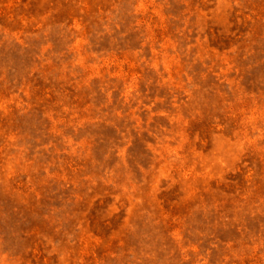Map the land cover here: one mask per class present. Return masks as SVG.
<instances>
[{
	"label": "rangeland",
	"instance_id": "374dc122",
	"mask_svg": "<svg viewBox=\"0 0 264 264\" xmlns=\"http://www.w3.org/2000/svg\"><path fill=\"white\" fill-rule=\"evenodd\" d=\"M0 264H264V0H0Z\"/></svg>",
	"mask_w": 264,
	"mask_h": 264
}]
</instances>
